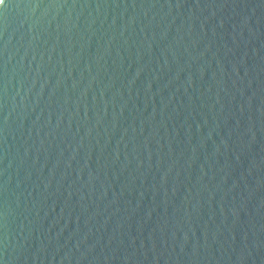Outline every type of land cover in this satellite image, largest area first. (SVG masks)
Segmentation results:
<instances>
[{"label":"water","instance_id":"1","mask_svg":"<svg viewBox=\"0 0 264 264\" xmlns=\"http://www.w3.org/2000/svg\"><path fill=\"white\" fill-rule=\"evenodd\" d=\"M0 264H264V0H5Z\"/></svg>","mask_w":264,"mask_h":264},{"label":"snow or ice","instance_id":"2","mask_svg":"<svg viewBox=\"0 0 264 264\" xmlns=\"http://www.w3.org/2000/svg\"><path fill=\"white\" fill-rule=\"evenodd\" d=\"M5 3V0H0V5H3Z\"/></svg>","mask_w":264,"mask_h":264}]
</instances>
